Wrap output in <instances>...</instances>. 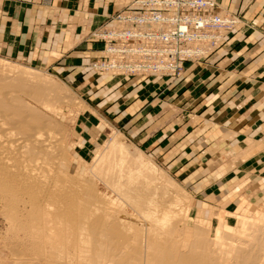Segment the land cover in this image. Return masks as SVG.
Listing matches in <instances>:
<instances>
[{"label": "crops", "instance_id": "1", "mask_svg": "<svg viewBox=\"0 0 264 264\" xmlns=\"http://www.w3.org/2000/svg\"><path fill=\"white\" fill-rule=\"evenodd\" d=\"M131 1L0 0V55L51 66L106 102L115 100L114 110L121 107L117 118L127 120L128 134L143 143L155 139L163 153L171 156L169 160L186 162V180L195 187H205L203 178L208 175L192 167V157L205 159L207 154L220 153L227 157L222 166L228 172H243L261 183L264 0H214L223 12L241 19V25L228 33L225 44L211 57L184 62L178 78L162 77L172 85L183 83L177 97L160 80L134 84L130 80L125 85H133V92L127 87L114 91L124 80L98 79L90 71V62L101 58L103 48L91 33ZM175 138L179 139L176 147ZM201 141L205 144L200 145ZM214 176L223 174L216 171Z\"/></svg>", "mask_w": 264, "mask_h": 264}, {"label": "rangeland", "instance_id": "2", "mask_svg": "<svg viewBox=\"0 0 264 264\" xmlns=\"http://www.w3.org/2000/svg\"><path fill=\"white\" fill-rule=\"evenodd\" d=\"M132 1L127 7L117 11L116 13L130 9ZM220 12L222 14H228L223 12L221 9ZM113 15L102 26L110 23ZM238 20L239 26L242 21L239 18ZM93 33H91L92 39H94ZM222 45L207 57L214 55L222 47ZM0 60L17 66L22 70L35 71L41 78H44L47 83L54 85L53 88H55V90L52 92L35 85L33 88L32 85H28V87L31 88L30 90L34 89L32 90L34 92H31L29 89L26 91H29V94H39V96L35 94L37 99L39 98L37 100L38 103L36 102L33 104L30 101L29 103L35 106L39 113L52 121L56 130L58 129L56 139L59 145V152L61 151L60 155L63 157V162L58 161V176H56L55 173L53 176L51 174L52 178L50 180L54 179L53 181H55L58 179V181H55L53 184H57V187H60L57 188L55 186L54 188V186H52L53 181H49L50 187L48 186V189L53 187V190H55L52 191L54 194L55 192L57 193L56 196L58 193H62L61 190L68 191V202L71 203H68L70 204L67 205L70 206L68 209H71V207H73L76 203L77 205L80 204L81 207L83 205V200V203L85 204V200L88 199L89 201L90 199H93V203L91 200L89 201L90 204H95V202L99 205L107 204L108 206V204H110L111 210H116V208L118 209L121 207L122 213H128V215L132 216L136 220H139L142 224L143 221L141 217H139L135 212H132L129 206L125 205L127 201L123 200L122 195L120 194V191L131 189V191H135L137 193V198L140 196L138 199H143V195L145 197L148 196L149 198H147V200L151 201V203L155 202L157 204V202L166 203L167 201H173L175 205L176 202V204H178V206L176 205V209L178 211L176 210V216H174L175 218H178L176 220L174 218L169 221L170 224L174 228L177 227V230L178 228L186 230L187 228L190 229L200 223L205 232L207 231V236L209 238L214 235L213 231L217 227V221H219L217 218H219V216L233 231H237V220L231 215L234 212H237V207L245 212L246 215L251 217L256 216V214L259 213L264 214V189L261 187L262 185L264 186V180L259 183V181L255 180V177L250 180L249 178L251 177L245 175L243 172H236L235 174L228 172V168H223L222 166L227 159L225 154L220 153V155H217L216 157L207 154L205 159H203V157L200 158L197 155L196 157H192V167L202 169L201 174L208 175L206 179L203 178V181L206 180L205 187H195L186 180V176L189 174L187 171L183 170L185 164H187L186 162L169 160L171 156L163 153L160 146L161 143L157 145L155 139L149 141L145 140L143 143L141 139L128 134V130L126 129L127 120H125V118H117L121 116L119 113V111H121V107L119 106L114 110L115 100L106 102L103 97L97 96L95 92L93 93L92 91L87 90L85 86L83 87L82 83L77 84L75 81L69 80L65 73H56L51 66H43L37 62L29 63L23 59L17 60L9 57H3L2 55H0ZM90 71L93 73L92 75L98 79L100 78L105 80L109 78H117L124 80L122 83L118 82V85L114 87V91L127 87L129 92H133V89H136L133 85L131 87H128L129 85H125L127 81L130 80H134L131 84H134L136 81L154 83L160 80L162 81V87L164 85V87L168 88L170 92L175 93L177 97L179 89L183 86L181 81L172 85V83L167 82L170 81V79H162V77L155 75L143 77L140 75L129 76L121 73L100 74L93 71L91 67ZM165 82L166 84H164ZM139 89V91L142 90L141 88ZM23 93H25V90ZM63 99L66 101L64 102ZM43 103L45 106H48L50 110L52 108V110L49 111V109L42 106ZM154 117L156 118V114ZM173 118L174 116H172L171 119ZM177 121L178 120L175 119V122ZM171 126L174 128L173 125ZM173 132L174 131L172 130V133ZM178 142L179 139L175 138L172 143L176 147ZM204 144L205 143L203 141L200 142V145ZM175 154L176 151L173 150V155ZM97 156L101 157V161H99V163H96ZM211 156L213 157L212 163L210 162ZM109 161L113 163L112 167L114 169L111 168L112 171L108 170L110 169L107 165ZM1 163H3V161ZM216 171H219V173L223 174V176L220 178L214 176ZM209 173L213 174L211 178ZM95 174L96 177H99L96 178ZM262 176H264V173ZM1 178L2 176L0 174V181ZM66 179L69 180H67V183L65 181ZM113 180L115 181L114 183L116 187H111V185H114L112 182ZM72 181L73 185L70 183ZM12 182L16 181L13 180ZM69 185H72L73 188ZM30 189L28 193L27 189H25L24 192H20L18 197L14 194L16 195L14 198H19V200L16 199L10 209L4 206V208L8 210L12 209L13 211H11L14 213L8 210L6 211L2 208L3 205L0 204V264H79V261L76 259H74L75 261L72 259V261H67L72 257L71 255H66L64 258L62 255L61 258H59V254L54 253L51 250V246L42 241L44 233L42 230L36 229V224L39 223L38 225H40V221L38 222V220L41 219H35V228L34 223L31 224L30 222V220L33 219L29 218L33 213L32 211L34 208L36 206L40 207V205H38L39 203L37 198L40 197L44 191L41 189L40 191L43 192L39 194V188L36 185H33ZM58 190L61 192H58ZM30 192H34L33 194L35 195L38 193L39 196H33V199L32 196H27ZM141 193H143V195H141ZM79 194L80 196H78ZM25 195L27 197H24ZM56 196L54 198H56ZM28 197H30L33 201L36 199L35 201L37 204H33L32 201L33 206H35L34 208L31 204V199L29 198L28 200ZM10 198L12 197L10 196ZM145 199L146 198L143 200L147 201ZM17 200L19 202L21 201L20 205L17 203L18 206L15 204L18 202ZM22 202L25 208L22 206ZM54 202L56 204V209L53 205ZM56 202L57 201L55 200L50 202V204L52 203V207L48 206L50 212H53V210L55 212V210L58 209ZM29 205L33 208L30 211L31 214L28 213V210H30ZM169 206L170 204L168 207ZM22 208H24L23 211L25 210L24 213ZM179 209H182L180 212L181 214H179ZM26 213L29 214V218L28 215H25ZM239 214H241V212ZM41 222L43 221L41 220ZM179 239L181 240L182 237H179Z\"/></svg>", "mask_w": 264, "mask_h": 264}, {"label": "bare ground", "instance_id": "3", "mask_svg": "<svg viewBox=\"0 0 264 264\" xmlns=\"http://www.w3.org/2000/svg\"><path fill=\"white\" fill-rule=\"evenodd\" d=\"M28 85H32V88L34 85L40 86L49 92L55 90L54 85L47 83L37 72L22 70L0 60V174L2 176L0 204L7 211L8 209L4 206L10 209L13 202L16 199L19 200L14 196L18 197V194L24 192L25 189L28 193L33 185L39 188V194L44 191L37 198L40 207L33 206V204H37L36 199L33 201L28 197V200L31 199V204L33 201L32 206L35 208L31 214L30 211L33 208L29 203L28 213L31 216L29 218V214L25 215H28L29 219H33L30 222L34 223V227L35 219L43 221L38 220L40 225L36 224L37 228H35L42 230L44 233L42 241L50 245L51 250L59 254V258L62 255L63 258L66 255H71L70 259L64 260L75 261L74 259H76L79 264H264V214L262 213L251 217L237 207V212L231 214L237 220V231L234 230V232L219 216L217 227L213 231L214 235L209 238L207 231L205 232L200 223L186 230H181V228L177 230L176 226L174 228L170 224L169 221L176 216V207L178 206L176 202L175 205L173 201H170L173 204L169 201L166 203L157 202V204L152 201L153 203H151L147 200L149 197H145L141 193L143 199L147 200L144 201L138 199L140 196L137 198V193L131 189L120 191V194L123 200L129 202H126L125 205L141 217L142 224L128 213H122L121 207L111 210L110 204L108 206L107 204L99 205L95 201V204H90L91 199L85 200L86 205L82 199L81 207L78 202L79 205L76 203L74 206L71 205L73 206L71 209H68L70 206L67 205L71 204L68 202V191L61 190L62 193H58L56 196L57 193H53L55 190L53 187L48 189L49 181L54 180H50L53 174L58 176V161L63 162L56 139L58 129L56 130L52 121L39 113L37 108L31 104L37 102L39 94L35 93L37 96L29 94V91H26L31 89ZM24 90L25 93H23ZM32 90L30 91L34 92ZM42 106L49 111L52 110L44 103ZM100 159L101 157L97 156L96 163H99ZM2 161L3 163H1ZM107 165L110 168L108 170L112 171L113 163L109 161ZM13 180L16 182H12ZM67 180H65L66 183ZM55 181L52 182L54 188L57 187V184H53ZM112 182L114 185L110 184L111 187H116L115 181ZM70 183L72 184L73 181ZM72 185L69 186L73 188ZM41 189L43 191H40ZM61 191L58 190V192ZM33 193L30 192L27 196H39L37 192L36 195ZM55 196L56 198H54ZM53 200L57 201L59 210L50 212L48 206L52 205L53 202L51 204L50 202ZM91 201L93 203V199ZM20 202L15 204L18 206L17 203L20 205ZM53 205L56 209L55 202ZM22 206L24 207V204ZM11 210L8 211L12 212L13 210ZM181 210L179 209V214H181ZM240 212L241 214H239ZM179 237L182 239L180 240Z\"/></svg>", "mask_w": 264, "mask_h": 264}, {"label": "built area", "instance_id": "4", "mask_svg": "<svg viewBox=\"0 0 264 264\" xmlns=\"http://www.w3.org/2000/svg\"><path fill=\"white\" fill-rule=\"evenodd\" d=\"M238 23L214 0H133L93 33L103 48L90 67L100 74L178 78L184 62L216 51Z\"/></svg>", "mask_w": 264, "mask_h": 264}]
</instances>
